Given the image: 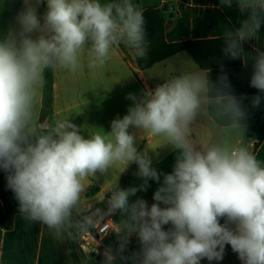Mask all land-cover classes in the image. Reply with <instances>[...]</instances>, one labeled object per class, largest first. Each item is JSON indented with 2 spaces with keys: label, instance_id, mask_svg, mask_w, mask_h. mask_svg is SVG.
I'll list each match as a JSON object with an SVG mask.
<instances>
[{
  "label": "clouds",
  "instance_id": "1",
  "mask_svg": "<svg viewBox=\"0 0 264 264\" xmlns=\"http://www.w3.org/2000/svg\"><path fill=\"white\" fill-rule=\"evenodd\" d=\"M23 2L16 18L19 29L0 40V168L9 173L8 186L21 213L57 233L66 228L87 231L94 222L74 216L84 181L107 175L117 164L125 170L135 163L144 184L120 189L116 182L108 190L105 213L124 217L115 230L121 234L120 251L131 236L138 238L141 248L133 254L134 264L219 261L226 245L242 264H264V163L244 143L246 112L242 101L226 90L231 87L227 76L221 75L217 86L204 68L173 76L139 99L129 94L134 106L111 122L108 133L85 138L69 119L44 127L34 121V109L45 70L75 72L83 54L88 67L98 69L121 43L136 57H145V19L133 0H46L41 23L37 8L45 0ZM235 3L246 18L224 33L222 51L231 59L244 58V43L264 26V0ZM220 4L230 8L233 0ZM256 52L250 85L264 92V51ZM253 103L259 105L260 97ZM205 106L227 119L237 133L235 143L201 148L191 141L190 126ZM130 129L163 138L164 145L179 150L173 172L164 175L150 207L143 199L129 202L138 190H146L149 179L160 180L148 150L138 151L137 134ZM104 255L105 264H113L110 251Z\"/></svg>",
  "mask_w": 264,
  "mask_h": 264
},
{
  "label": "crops",
  "instance_id": "2",
  "mask_svg": "<svg viewBox=\"0 0 264 264\" xmlns=\"http://www.w3.org/2000/svg\"><path fill=\"white\" fill-rule=\"evenodd\" d=\"M147 1L143 11L150 8L162 11L165 41L168 44L193 43V49L203 67L189 52L183 51L147 70H141L129 62L130 57L136 58L134 50L122 43V48L115 47L119 73L106 78V111L92 95L96 87L94 71L86 62H81L75 72L63 67L45 70L44 83L37 93L34 121L48 127L59 120L69 119L80 128V134L85 138L96 132L108 133L114 119H122L127 115L110 110L115 106V102L133 107L134 102L128 99L129 94L139 99L146 91L154 90L158 84L173 76L207 68L210 69V81L217 86L219 77L227 76L231 87L226 90L242 101L246 112L243 121L244 143L255 153L257 159L264 163V92L250 85L254 63L252 57L257 54L256 49L264 51V26L254 40L244 43V58L231 59L224 54L218 40L223 39L226 31L235 29L246 18V14L239 11L235 0L230 8L222 6L220 0ZM20 7L24 10L23 0ZM0 24L7 25L0 34V40L10 31L19 29L15 18L1 17ZM257 96L260 97L259 105L253 103ZM130 131L137 134L138 151L148 150L152 160L151 166L160 174V180L149 179L146 190H138L134 196L129 197V202L143 199L150 207L155 203L153 195L162 185L164 175L173 172L179 150L173 149L171 145H164L163 138L153 137L135 129ZM237 138V133L228 126L227 119L212 106H205L190 126V139L201 148L223 141L235 143ZM123 170L124 165L117 164L107 175L97 174L84 181L85 190L81 193L78 214L74 213L76 219L86 217L102 202L107 201L106 198L110 196L108 190L116 182L120 186L124 178L128 180L126 189H140L144 178L138 175V165L131 163ZM8 175V172L0 168V202L4 207L8 199ZM160 206L165 207L163 204ZM122 219L124 217L119 212L113 215L117 227ZM220 223L224 224L225 219L221 218ZM163 227L167 231L171 225ZM120 235L114 233L107 239L116 257L113 262L134 264L133 254L139 253L140 242L135 236L132 243L128 242L124 250L120 251ZM95 255L93 251L82 248L74 228H66L57 233L40 222L29 220L21 212L14 216L11 228L0 227V264H96ZM100 262L105 264L102 259ZM200 264L242 262L231 246L226 245L222 260L208 261L204 258Z\"/></svg>",
  "mask_w": 264,
  "mask_h": 264
},
{
  "label": "trees",
  "instance_id": "3",
  "mask_svg": "<svg viewBox=\"0 0 264 264\" xmlns=\"http://www.w3.org/2000/svg\"><path fill=\"white\" fill-rule=\"evenodd\" d=\"M136 1H134L135 3ZM146 27V42H147V54L145 57L140 58L136 57L137 66L141 70H147L153 65L160 63L180 52L186 51L189 52L194 60L201 66L200 60L198 59L197 53L193 49V43L183 42L176 44H168L164 39V20L162 17V11L155 9H146L143 11ZM224 47L223 39L218 40ZM122 44V43H121ZM118 46L122 48V45ZM241 59V58H239ZM227 64V63H226ZM128 185L127 178H124L119 186L120 189H126ZM108 206L107 201L102 202L99 205V209L105 208ZM20 204L16 199L14 191L9 187L8 188V199L5 207L0 211V227L9 229L13 224L14 216L20 213ZM85 217H80L83 219ZM97 263L103 264L101 261L100 255H95Z\"/></svg>",
  "mask_w": 264,
  "mask_h": 264
},
{
  "label": "rangeland",
  "instance_id": "4",
  "mask_svg": "<svg viewBox=\"0 0 264 264\" xmlns=\"http://www.w3.org/2000/svg\"><path fill=\"white\" fill-rule=\"evenodd\" d=\"M22 0H0V18H17L18 14L23 11L20 7ZM109 2V0H101V3ZM135 4H137L140 8H144L147 4V0H136ZM47 11L46 0L42 2L37 8L38 17L41 19V23H43V16ZM16 21V20H15ZM0 34L4 32V29L7 27L6 24H0ZM118 56L115 52V47L110 52V58L106 62V64L98 69H92L95 74L96 79V87L93 89L92 95L95 96V100L101 104V106L105 107L106 111V78H110L113 75H118L119 69L117 64ZM81 62L89 63L88 57L86 54H83L80 59ZM129 62L135 67L138 68L136 58L130 57ZM109 105H111L109 103ZM107 105L108 108L110 106ZM115 106H112L110 110L128 114L129 106L126 104H120L118 102L114 103ZM107 197L106 199H108ZM113 264H123L121 262H113Z\"/></svg>",
  "mask_w": 264,
  "mask_h": 264
},
{
  "label": "built area",
  "instance_id": "5",
  "mask_svg": "<svg viewBox=\"0 0 264 264\" xmlns=\"http://www.w3.org/2000/svg\"><path fill=\"white\" fill-rule=\"evenodd\" d=\"M4 209V206L0 202V211ZM108 206L100 209V214L94 221V226L89 228L87 231H81L74 228L77 236L80 239L82 248L93 251L96 255H100L101 259L105 261V252L110 253L115 257L111 246L107 243V239L113 235L115 230L118 228L113 221V215H105L107 213ZM135 235L129 238V243H132ZM116 258V257H115Z\"/></svg>",
  "mask_w": 264,
  "mask_h": 264
},
{
  "label": "water",
  "instance_id": "6",
  "mask_svg": "<svg viewBox=\"0 0 264 264\" xmlns=\"http://www.w3.org/2000/svg\"><path fill=\"white\" fill-rule=\"evenodd\" d=\"M136 0H133V2ZM100 209L96 208L94 210H92L86 217L90 218L93 222L96 220V218L99 216L100 214ZM87 251H90L89 249H87Z\"/></svg>",
  "mask_w": 264,
  "mask_h": 264
}]
</instances>
